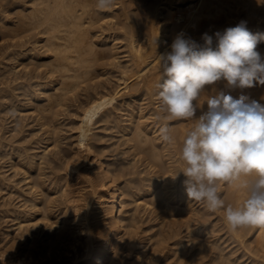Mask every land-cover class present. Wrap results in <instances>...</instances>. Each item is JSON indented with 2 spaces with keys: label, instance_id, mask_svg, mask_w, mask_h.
Instances as JSON below:
<instances>
[{
  "label": "bare ground",
  "instance_id": "6f19581e",
  "mask_svg": "<svg viewBox=\"0 0 264 264\" xmlns=\"http://www.w3.org/2000/svg\"><path fill=\"white\" fill-rule=\"evenodd\" d=\"M242 20L251 32H264V0H114L108 10L97 9L96 0H0V114L20 113L16 125L9 130L6 126L9 137L0 136V158L8 159L11 177L20 176L9 181L10 175L0 172V185L3 180L15 181L10 186L17 195L6 186L5 195L20 198L16 205L2 197L5 191L0 195V211L13 221L6 228L0 226V258L9 264L7 257L18 253L17 264L41 258H46L45 264H55L54 258L69 256L76 248L72 257L64 256L71 258L66 264H126L120 245L126 241L132 249L138 227L157 219V224L145 226L142 235L160 225L147 237H155L156 245L176 236L170 246L189 242L192 251L187 253L184 245L185 252L178 250L187 263L206 259L200 264H264V229L230 231L223 210L211 212L203 202L187 197L186 177L178 174L183 168L179 154L193 121L167 120L156 96L159 55L170 51L177 34L202 44L205 32L213 35ZM257 51L264 58V42ZM205 91H225L234 98L243 94L264 104L260 84L231 89L221 80L205 86ZM66 111L73 118L69 117V130L75 135L68 144L74 149L61 141L68 124L62 125L60 118H68ZM204 111L206 103L197 108L196 118ZM164 124L170 127L174 144L161 140L159 129ZM111 129L120 132L117 142L123 148L116 144L120 149L116 155L123 157L105 154L110 148L105 132ZM137 163L146 174L136 170ZM78 180L90 188L89 197L79 195ZM220 194L226 204L243 199L242 193L224 183ZM144 211L151 221H142ZM154 257L141 264L158 263ZM183 258L174 261L180 264Z\"/></svg>",
  "mask_w": 264,
  "mask_h": 264
},
{
  "label": "clouds",
  "instance_id": "9594fccd",
  "mask_svg": "<svg viewBox=\"0 0 264 264\" xmlns=\"http://www.w3.org/2000/svg\"><path fill=\"white\" fill-rule=\"evenodd\" d=\"M113 3L96 0V8L108 10ZM201 40L177 34L170 51L159 55L156 96L165 118L193 121L182 139L178 174L186 177L190 200L203 202L211 212L223 210L230 231L264 229V104L243 94L234 98L225 91H205L221 80L231 89L264 85V58L257 51L264 32H251L242 20L213 35L205 32ZM205 103L207 111L196 118ZM159 132L163 142L175 143L168 124ZM221 183L234 187L243 199L226 204Z\"/></svg>",
  "mask_w": 264,
  "mask_h": 264
},
{
  "label": "rangeland",
  "instance_id": "374dc122",
  "mask_svg": "<svg viewBox=\"0 0 264 264\" xmlns=\"http://www.w3.org/2000/svg\"><path fill=\"white\" fill-rule=\"evenodd\" d=\"M114 80H115V78L113 77V80H112L113 83L111 82L112 85H113L114 82H115ZM110 85H111V84H110ZM74 103H75V105L78 104V102H77V103L74 102ZM74 103H73V104H74ZM75 105H73L74 108H75ZM71 108H73V107H71ZM12 111H13V110H10V112H8L9 115H8L7 113H4V114L1 113V114H0V115H2V117H0V118L3 119V120L0 119V120H1V122H0V136L2 135V137H3V134H4V137L7 136V135H8L7 137H9V135H10V133H11V131H7L6 126L8 127V130H9L10 128H12L13 125H16V123L18 122L17 120H18V116H19L20 113L17 112V114H16V113H14V112H12ZM11 112H12V114H11ZM66 112H67V111H66ZM66 112H65V113H66ZM14 114H15V116H14ZM3 115H5V117L8 115V116H7L8 120H7V118L5 119V117H4ZM10 115H11V116H10ZM66 115H67V116H66ZM13 116H14V117H13ZM64 116H65V118L68 117L67 119H68L69 121H68L67 119L62 120V119L60 118V120H61L62 123H63L62 125H66V126H67V124H68L69 127H68V126L66 127V128L68 129V130H67V129L63 126V130H62V132H61V134H62V135H61V141L63 140L62 143H64L65 141H67V142H65L64 145H63V144H62V145H63L65 148H67V149H71V148L74 149V146H72V147L69 148V146L71 145V142L73 141V138H74L73 134L75 135L74 132H71V129L69 130V128H71V127H70V126H71V122H70L71 120H70V119H73V118H71V117L69 116L68 112H67ZM9 117H10V119H9ZM11 117H12V119H11ZM69 117H70V119H69ZM15 118H17V119H15ZM26 119H27L28 122H30V118H29V120H28V117H27V118L25 117V118H24L25 122H27ZM11 120H13V121H15V122H13V121H11ZM24 120H23V121H24ZM4 121H5V122H4ZM10 121H11L12 123H10L11 125L9 124V125H10V126H9L7 123H9ZM63 121H64V122H63ZM6 122H7V123H6ZM66 122H67V124H65ZM1 123H2V125H3L4 123L7 124V125L4 124V126L1 127ZM14 123H15V124H14ZM12 124H13V125H12ZM69 124H70V125H69ZM9 127H10V128H9ZM1 128H2V129H1ZM3 128H4V129H3ZM115 128H116V127H115ZM1 130H2V131H1ZM3 130H4V131L6 130V131L4 132ZM64 130H65V132H64V134H63V131H64ZM112 130H113V131H112ZM67 131H68V132H67ZM1 132H2V133H1ZM7 132H9V133H7ZM27 132H28V131H27ZM27 132H25V133H27ZM66 132H67V133H66ZM69 132H70V133H69ZM112 132H113V133H112ZM115 132H116V133H115ZM28 133H29V132H28ZM117 133L119 134L120 132H117L116 129H115V130H114V129L107 130V131L105 132V136H106V138H105V139H106L105 143H106V145H107L108 143H109V145H110V146L108 145V147H110V148H107V147H106V149H109V150H110V155H109V150L106 151L108 154H107V153H105V154L108 155L110 158H115V157L118 155V154H117V151H118L119 154H120V151H119V150H120V149L122 150V148H123L121 144L119 145V142H120V141L117 142L118 139L120 138V137H119L120 135H118ZM66 134H67V135L69 134V135H68L69 138H68L67 136H65ZM115 134H116L117 136H116ZM62 136H64L65 139H64ZM112 136H113V137H112ZM70 137H71V138H70ZM72 137H73V138H72ZM111 137H112V138H111ZM118 137H119V138H118ZM109 138H110V139H109ZM69 139H70L71 141H70ZM112 139H113V140H112ZM115 139H116V140H115ZM108 140H109V141H108ZM4 141H6L5 143H8L7 140L4 139ZM113 141H114L115 143H114ZM68 143H69L70 145H69ZM112 143L115 144V145H113ZM65 144H66V145H65ZM67 144H68V146H67ZM116 144H118L117 146H118L119 148L121 147L119 150H118V147H116ZM72 145H73V144H72ZM66 146H67V147H66ZM123 146H124V145H123ZM7 147H8V146H7ZM3 148H5V146H3ZM115 148H116V149H115ZM35 150H37V149H35ZM1 151H2V148H0V152H1ZM113 151H114V152H113ZM116 154H117V155H116ZM115 155H116V156H115ZM120 157H123V156H120ZM120 157L117 156V158H120ZM2 160H3L4 162H3ZM2 160H1V158H0V167H1L0 172H3V171H4L5 173H4V172H3V173H4L5 176H9V175H10V177H11V174H13V173H11L12 169H10V168L8 167V166H9V164H8V159L5 158V159H2ZM6 160H7V162H6ZM123 161H126V160H123ZM2 162L5 163V164H7V165L4 166L3 164H1ZM137 164H138V163H137ZM139 164H140V162H139ZM139 164H138V165H139ZM138 165H137V166H138ZM2 167H4L5 169L3 168V170H2ZM6 167H7V168H6ZM138 167H140V168H138ZM138 167L136 168L137 171H138L139 169L143 170V166L139 165ZM141 167H142V168H141ZM8 169H10V170L8 171ZM5 170H6V171H5ZM143 171H144V170H143ZM12 172H13V171H12ZM61 172H62V171H61ZM144 172H145V174H146L147 170L144 171ZM144 172H142L143 174L140 173V174H141V175H140L141 177L144 176ZM8 173H9V174H8ZM18 176H19V175H18ZM18 176L16 175V178H14L15 176H14V177H11V179H10L9 181H12V180H14V179H15V181H16V179H18ZM19 177H20V176H19ZM15 181H14V182H15ZM14 182H11V183H10V182H7L6 180H5V181L3 180V183H1V185H0V187H1V188H0V195L2 196V194H3L2 190L5 189V186H6V189H5V190L8 191L9 188H11V190H13V194L15 195V194H16L15 191H14L15 189H13V188L10 186V185L13 184ZM8 183H9V184H8ZM22 183H23V182H22ZM75 183H76L77 187H78V183H79V186H82V188L79 187V189L81 188V189L79 190V195H82V197H89V195L91 194V193H90V188H89L88 186H86V183H83L82 181L80 182V180L76 181ZM5 184H6V185H5ZM7 184H8V185H7ZM20 184H21V183H20ZM20 184H19L18 186H21V185H22V184H21V185H20ZM80 184H81V185H80ZM82 184H83V185H82ZM84 184H85V185H84ZM83 186H85V188H84ZM75 187H76V186H75ZM77 187H76V188H77ZM82 189H83V190H82ZM5 190H3V191H5ZM77 190H78V188H77ZM84 190H85V192H87V193H84V192H83ZM86 190H88V191H86ZM7 191L4 192V194H3L2 197L7 198V197L9 196L8 194L5 195ZM82 192H83V193H82ZM80 193H81V194H80ZM89 193H90V194H89ZM83 194H85V195H83ZM86 194H87V195H86ZM14 195H13L12 197H14ZM16 195H17V194H16ZM1 196H0V197H1ZM12 197H11V196L8 197L10 200H9L8 198H7V199L4 198V199H5L7 202H8V200H9L10 202H12V204H16V205L18 204V205H19L20 202H18V201H19L20 198H16V197H14L13 200H11ZM16 199H18V200H16ZM1 200H2V199H1ZM1 200H0V202H1ZM14 200H15V201H14ZM17 202H18V203H17ZM91 202H93V204L95 205L96 198H92V199H91ZM93 204L91 203V206H92V207L94 206ZM58 207H60V206H58ZM95 207H96V206H94L93 208H95ZM91 211L96 212V211H94V210H91ZM1 212H2V211H0V213H1ZM141 213H142V212H140V216H142V221H146V222H148L147 220H149L148 218H150L149 213H147V211H144V212H143V213L145 214L146 217L144 216L143 213H142V214H141ZM147 215H148L149 217H148ZM215 216H216V215H214V217H215ZM2 217H3V212H2L1 215H0V218H1V219H0V226H2V227L4 226L3 228H6V226L10 225L11 222L13 223V221L10 222L9 216H7L6 218L3 217V219H2ZM10 218H11V217H10ZM146 218H147V220H146ZM4 219H6V220H4ZM8 219H9V220H8ZM143 219H144V220H143ZM171 219H172V218H171ZM173 219H174V218H173ZM2 220L5 222V224H4V222H3ZM149 221H151V220H149ZM153 221H155V220L152 219V221H151L150 223H145V222H144V225H141V227H143V228H141L140 226L138 227V228L140 229V231H139V229H137L138 231L136 232V235H135V236L138 237V238H136L135 236H133V237H134V241H133V239H132L133 244L131 243V245H135V246H131L132 249H129V248H128V247H130V244H127L126 241H125L124 243L127 244V247H126V244H124V243H123L122 245H120V246H121V248H120L121 254L123 255V253H124V255H126L125 258L123 257L124 255L122 256L124 259L121 257V258H122V259H121V260H122V263L124 262L123 260H125V263H126V264H127V263H128V264H131L132 261L134 260L133 257L135 256L134 258L136 259V262H135V260H134L133 262L137 263V261H140V262H138V264H141V263L144 261V259H146V260L148 259L147 261L145 260V262H149V260H150L152 257H154V255H155V256L157 255V260H155V259H154V260H155L156 262H158V261L161 262V264H163L164 261H165L164 264H167V261L169 262L168 264H178V263H177V262H178V259H177L178 257H179V259L184 257V258L182 259V261H181V262H183V260H184V262H183V263L180 262V264H184V263L186 264V263H187V262H185V261H186V259H185L186 256H182V257H181V256H179V255H181V252H182V253L185 252V251H182V249H183V248H182V245H184V246L186 247V248H185V247L183 246L185 250L187 249V251H186L187 253H189L190 251H192V250L194 249V247H193L192 250L190 249V251H189V249H188V247L190 246V243H189V242H186V243H184V244H181L180 247H179V245H178V246H175V245H173V244L170 246V244L173 243L174 240H175L176 238H178V237L176 236V237L173 238V240L170 239V240H168L169 242H168V241H166V243L164 242V245L162 244L163 242L160 243V244H158V245H156L154 242H156L157 239H156L154 236H153V237H154L156 240H155L154 238H150L151 240L153 239L152 241H151L150 239H148L147 237H148V235H149V236H152V234L156 231V229H158V228L160 227V225H155V226H159V227H154V226H153V229L151 228L152 231H151V229H149V231H151V232L147 231V234L142 235L143 232L141 233V231L144 230V229L146 228L145 226L150 225V224H153ZM221 221H222V222H221ZM14 222H15V221H14ZM219 222H221V223H219ZM6 223H7V224H6ZM142 223H143V222H141V224H142ZM154 223L157 224V219H156V221H155ZM218 223L220 224V226H221V225L224 226V224H223V220H222V219H221L220 221H218ZM2 224H4V225H2ZM222 226H221V227H222ZM2 227H0V228L3 229ZM12 227H13V228H12ZM12 227H11V228L14 229V228L16 227V225H15V226H12ZM147 227H148V226H147ZM154 228H155V229H154ZM222 230H223V231H222ZM222 230H221V233L224 232V229H222ZM153 231H154V232H153ZM15 232H17V230H16ZM148 232H149V233H148ZM138 233L141 234V236H140ZM145 235H146V236H145ZM139 236H140V237H139ZM142 237H144V238H142ZM141 238H142V239H141ZM140 239H141L142 241H141ZM145 239H146V240H145ZM147 239L149 240V242H148ZM182 239H183V237H182ZM135 240H136V241H135ZM137 240H138V241H137ZM143 240H144V241H143ZM183 240H184V239H183ZM145 241L148 242V243H146ZM150 241H151V242H150ZM172 241H173V242H172ZM134 242H135V244H134ZM143 242H144V243H143ZM137 243H139V244H137ZM169 243H170V244H169ZM142 244H144V245H142ZM146 244H148V245H146ZM128 245H129V246H128ZM160 245H162L161 248H160ZM167 245H169V246H167ZM187 245H188V247H187ZM77 246H79V242L77 243ZM123 246H125L126 248L123 247ZM142 246H143V247H142ZM144 246H146L147 250H145L146 248H145ZM147 246H148L149 248H148ZM157 246H158L161 250L158 249ZM163 246H164V247H163ZM172 246H175L176 248L174 247V249H169V247L171 248ZM151 247H152V248H151ZM123 248H124V251H123ZM141 248H142V251L144 250L143 252L145 253L143 256H142ZM143 248H145V249H143ZM150 248H151V249H154V251H155V249H157L158 251L160 250L159 253H160V254L162 253V255H160V257H159V256H158V255H159L158 251L156 250V251L154 252V251L151 250ZM167 248H168V250H167ZM179 248H180L181 250H179ZM75 249H76V248H75ZM75 249H71L73 253L75 252ZM77 249H79V248L77 247ZM125 249H126V250H125ZM127 249H129V251H128ZM148 249H149V250H148ZM164 249H165V250H164ZM20 250H21V249H20ZM73 250H74V251H73ZM79 250H80V249H79ZM79 250H78V251L76 250V251L79 252ZM130 250H131V252H130ZM132 250H133V251L135 250L137 253H136L135 251L133 252ZM139 250H140V251H139ZM175 250H177V251H175ZM178 250L181 251V252H178ZM127 251H128V252H127ZM147 251H148V252L150 251V252H149V253H150L149 256H148ZM151 251H152V253H151ZM163 251H164V252H163ZM167 251H168V252H167ZM174 251H175L176 254H174ZM188 251H189V252H188ZM70 252H71V251H70ZM72 252H71V253H72ZM126 252H127V254H125ZM165 252H166V253H165ZM71 253H68V254H69V256L72 257ZM128 253H129V254H128ZM130 253H131V254H130ZM138 253L140 254V256H139ZM156 253H157V254H156ZM179 253H180V254H179ZM17 254H18V253H14L15 256L12 255L14 258L11 257V259H10V256L7 257V256L5 255V256L10 260V262H8L9 264H17V263H16L17 261H15V260H16V257H17V256H16ZM135 254L138 255V256H136ZM152 254H153V255H152ZM172 254L174 255L175 258L173 257ZM145 255H147V256H145ZM151 255H152V257H151ZM163 255H164V256H163ZM165 255H166V256H165ZM64 256H68L67 253H64ZM64 256H63V255L60 256V257L63 258V259H60V257H59V258H56V260H55V258H54V261H55L54 263L56 264V262L59 261L60 263L57 262V264H61V261H63V264H66V261H68V260H69L68 262L71 261V258H68L69 256L66 257L68 260H67ZM129 256H130V257H129ZM141 256H142V257H141ZM161 256H162V257H161ZM137 257H138V258H137ZM140 257H141V258L145 257V258L141 261ZM158 257H159V258H158ZM171 257L173 258V260H172ZM176 257H177V258H176ZM198 257H201V255L198 256ZM154 258H155V257H154ZM161 258H162V260H161ZM169 258H171V259H169ZM45 259H46V258H45ZM45 259H44V258H43V259L41 258V259H39V261H36L37 263H36L35 261H34V262H35V264H45V262L43 261V260H45ZM58 259H59V260H58ZM65 259H66V260H65ZM128 259H129V260L132 259L130 263H129V260H128ZM139 259H140V260H139ZM168 259H169L171 262H170ZM176 259H177V260H176ZM1 260H2V259L0 258V264H7V262H5L4 260H2V262H3V261H4V262L1 263ZM40 260H41V261H40ZM50 260H51V259H50ZM60 260H61V261H60ZM174 260L177 261V262H175ZM203 260L206 261V259H203ZM203 260H202V262H199V263H198V262H197V263H196V262H193V264H194V263H196V264L204 263ZM45 261H47V260H45ZM126 261H128V262H126ZM200 261H201V260H200ZM12 262H13V263H12ZM34 262H33V264H34ZM68 262H67V263H68ZM120 262H121V261H120ZM120 262L117 263V264H121ZM159 262L156 263V264H160ZM173 262H174V263H173ZM135 263H132V264H135ZM187 264H191V263L188 262Z\"/></svg>",
  "mask_w": 264,
  "mask_h": 264
}]
</instances>
